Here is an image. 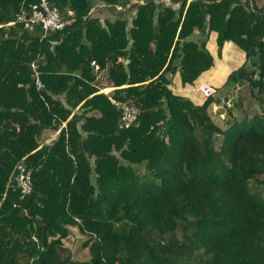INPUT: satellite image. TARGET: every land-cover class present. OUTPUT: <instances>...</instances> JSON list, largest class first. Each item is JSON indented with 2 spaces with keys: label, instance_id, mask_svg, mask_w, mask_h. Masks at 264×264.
<instances>
[{
  "label": "trees",
  "instance_id": "trees-1",
  "mask_svg": "<svg viewBox=\"0 0 264 264\" xmlns=\"http://www.w3.org/2000/svg\"><path fill=\"white\" fill-rule=\"evenodd\" d=\"M49 1L68 25L45 35L8 25L35 0H0V264H264V0ZM94 2L117 19L104 25ZM128 4L131 19L115 9ZM212 32L219 55L231 41L255 63L231 107L170 88L176 65L183 85L214 67ZM101 72L111 96L96 87ZM112 100L136 107L137 121L121 128ZM70 228L88 261L64 245Z\"/></svg>",
  "mask_w": 264,
  "mask_h": 264
},
{
  "label": "crops",
  "instance_id": "crops-1",
  "mask_svg": "<svg viewBox=\"0 0 264 264\" xmlns=\"http://www.w3.org/2000/svg\"><path fill=\"white\" fill-rule=\"evenodd\" d=\"M138 1L140 3L143 2V0ZM164 1L166 4L170 3L168 0ZM129 6V4L127 7L116 6L115 9L119 11V15L123 12H126ZM173 7L177 8L178 4L173 5ZM96 10L100 13L95 14V16L99 17L100 21L104 23V25L106 21L114 22L117 19L116 15L106 9L103 5L94 2L92 4L90 14L95 13ZM134 14V11L126 12V15L130 17V19L134 16ZM197 35L198 32H196V36ZM206 48L214 58V67L211 70L203 73L194 84L183 85L181 82L180 72L178 71V66L176 65L169 74V79L171 80V90L177 95L191 99L196 104H202L204 99L206 98L200 91V87L204 85L211 86L214 89V92L219 94L220 97L224 98L226 96L231 100H233L231 94L236 97L238 94H241L242 91H246V79L248 76H250L251 70H253V68L255 67L254 61L247 62L246 64L247 59L245 52L231 41L226 42L224 44L221 51V55H219L217 45V34L215 32L209 34L206 43ZM124 63L126 65L129 64V60H125ZM97 69L98 67H95V70ZM228 81L230 82L229 84ZM96 82V87H98L99 93L105 94L107 96L112 95L115 88L112 87L111 84L108 82L106 74L104 72L98 73ZM61 100L64 104V108H70L64 98H61ZM254 107H256V105ZM78 112L79 107L73 109L72 115L69 118L71 119V117ZM80 113L85 114L83 111H80ZM96 113L98 112H89L87 113V115H93ZM68 121H63L62 124L59 125V128L56 130L45 129L41 135L39 147L41 148L43 146H49L55 140H57L61 130L63 128H66ZM82 135L83 137H85L86 134L82 132Z\"/></svg>",
  "mask_w": 264,
  "mask_h": 264
},
{
  "label": "built area",
  "instance_id": "built-area-1",
  "mask_svg": "<svg viewBox=\"0 0 264 264\" xmlns=\"http://www.w3.org/2000/svg\"><path fill=\"white\" fill-rule=\"evenodd\" d=\"M24 23L27 26H39L45 35L62 31L67 25L68 21L64 18L60 8L56 4H52L49 0H35L34 3L28 5L27 8L23 7L17 15V19L8 25L15 23ZM35 86L38 90H43L45 85L40 78V72L36 63L31 65ZM200 91L208 98L213 96L214 89L211 86L204 85L200 87ZM232 100H220L221 105L227 107L232 106ZM112 103L122 111L120 118V127H127L137 121L139 111L136 107L128 104H123L112 100ZM15 187L21 195H29L32 192V179L31 173L28 168L20 163L16 168Z\"/></svg>",
  "mask_w": 264,
  "mask_h": 264
},
{
  "label": "rangeland",
  "instance_id": "rangeland-1",
  "mask_svg": "<svg viewBox=\"0 0 264 264\" xmlns=\"http://www.w3.org/2000/svg\"><path fill=\"white\" fill-rule=\"evenodd\" d=\"M236 108L237 106L235 105V111H238ZM220 109L221 106L220 107L216 106L212 108L211 115L213 116L214 119H217L215 114ZM70 230H71V234L67 239L63 241L64 245L70 249L74 260L88 261L90 259L89 249L84 245L86 238L80 234L77 228H70Z\"/></svg>",
  "mask_w": 264,
  "mask_h": 264
},
{
  "label": "water",
  "instance_id": "water-1",
  "mask_svg": "<svg viewBox=\"0 0 264 264\" xmlns=\"http://www.w3.org/2000/svg\"><path fill=\"white\" fill-rule=\"evenodd\" d=\"M128 63V62H127Z\"/></svg>",
  "mask_w": 264,
  "mask_h": 264
}]
</instances>
